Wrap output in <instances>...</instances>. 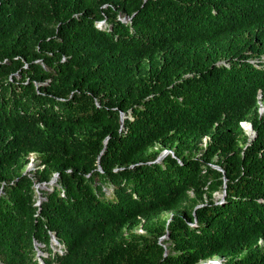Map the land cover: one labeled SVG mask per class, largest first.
Wrapping results in <instances>:
<instances>
[{"label": "trees", "instance_id": "16d2710c", "mask_svg": "<svg viewBox=\"0 0 264 264\" xmlns=\"http://www.w3.org/2000/svg\"><path fill=\"white\" fill-rule=\"evenodd\" d=\"M261 104L264 0H0V264H264Z\"/></svg>", "mask_w": 264, "mask_h": 264}, {"label": "water", "instance_id": "95a60500", "mask_svg": "<svg viewBox=\"0 0 264 264\" xmlns=\"http://www.w3.org/2000/svg\"><path fill=\"white\" fill-rule=\"evenodd\" d=\"M263 109H264V107H260V111H263ZM123 117H124V115L121 114V119H122ZM242 125H244V124L242 123ZM244 129H245L246 132L248 133L249 140H252V139L255 137V135H256V133H255V131H254L252 125H251L250 123L245 124V125H244ZM167 152H168V150H165V151L163 152V154L160 155V156L158 157V159H156V161H159L161 158H163L164 154H166ZM215 167L218 168V169H220V170H222L219 166H215ZM29 169H30V166H28V167L26 168V171H25V172H28ZM222 171H223V170H222ZM37 186H38V184H37ZM224 195H225V191L222 193L221 196L223 197ZM40 200H41V199H39V201H38L37 203H39ZM164 237H165V236H164ZM164 237L162 236L161 239H163ZM54 241H55V240H54ZM204 264H220V263H218L217 261H214V260L210 259V260L204 262Z\"/></svg>", "mask_w": 264, "mask_h": 264}, {"label": "clouds", "instance_id": "9594fccd", "mask_svg": "<svg viewBox=\"0 0 264 264\" xmlns=\"http://www.w3.org/2000/svg\"><path fill=\"white\" fill-rule=\"evenodd\" d=\"M260 97V96H259ZM260 107H264L262 104L260 105ZM259 110H260V108H259ZM264 110V109H263ZM260 112H262V111H260ZM242 123L245 125V124H248V123H250V122H246V121H242L241 122V125H242ZM251 124V123H250ZM244 125H242V127L244 128ZM33 161V154H31V161L30 162H32ZM30 162H29V164H30ZM29 164H28V166H29ZM32 164V163H31ZM27 166V167H28ZM34 169V168H33ZM30 171V170H29ZM39 201V200H38ZM53 243H55L56 241H52ZM56 245V244H55ZM37 257H38V260L40 261V263L41 264H44L43 263V261H42V259H41V253L40 252H38L37 253ZM222 260H224V259H222ZM225 261V260H224Z\"/></svg>", "mask_w": 264, "mask_h": 264}, {"label": "rangeland", "instance_id": "374dc122", "mask_svg": "<svg viewBox=\"0 0 264 264\" xmlns=\"http://www.w3.org/2000/svg\"><path fill=\"white\" fill-rule=\"evenodd\" d=\"M168 153V152H167ZM166 153V154H167ZM33 157H34V155H33ZM32 163V164H31ZM34 165H35V163H34V160L32 161V162H30V164H29V166H30V169L29 170H32L33 168H34ZM216 197L218 198V197H221L220 196V194H216ZM212 260H214V261H217L218 263H220V264H223V262H224V260H222V259H220V258H213ZM206 262V261H205ZM201 264H204V262H202Z\"/></svg>", "mask_w": 264, "mask_h": 264}]
</instances>
